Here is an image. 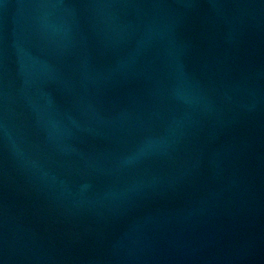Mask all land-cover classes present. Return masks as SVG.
Returning a JSON list of instances; mask_svg holds the SVG:
<instances>
[{
    "label": "water",
    "instance_id": "obj_1",
    "mask_svg": "<svg viewBox=\"0 0 264 264\" xmlns=\"http://www.w3.org/2000/svg\"><path fill=\"white\" fill-rule=\"evenodd\" d=\"M0 264H264V0H0Z\"/></svg>",
    "mask_w": 264,
    "mask_h": 264
}]
</instances>
